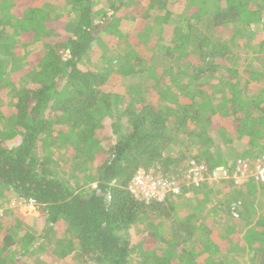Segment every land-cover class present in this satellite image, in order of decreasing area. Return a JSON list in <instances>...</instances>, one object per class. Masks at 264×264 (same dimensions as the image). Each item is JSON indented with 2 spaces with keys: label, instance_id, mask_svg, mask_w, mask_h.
I'll list each match as a JSON object with an SVG mask.
<instances>
[{
  "label": "trees",
  "instance_id": "obj_1",
  "mask_svg": "<svg viewBox=\"0 0 264 264\" xmlns=\"http://www.w3.org/2000/svg\"><path fill=\"white\" fill-rule=\"evenodd\" d=\"M28 1L0 0V264H264V181L186 177L264 154V0ZM139 169L182 193L137 200Z\"/></svg>",
  "mask_w": 264,
  "mask_h": 264
},
{
  "label": "built area",
  "instance_id": "obj_2",
  "mask_svg": "<svg viewBox=\"0 0 264 264\" xmlns=\"http://www.w3.org/2000/svg\"><path fill=\"white\" fill-rule=\"evenodd\" d=\"M186 177L190 178L192 183L203 181L215 184L219 181H226L237 186H241L248 178H253L257 183L263 182L264 154L260 158L242 163L240 166H237L233 161L226 166L212 168L210 171H207L203 165L196 166L191 162V168H189ZM241 179H244V181H240ZM127 190L130 195L145 203L151 201L162 202L168 195L176 196L182 193L181 188L175 185L173 181L161 178L159 175L154 174L153 171L146 172L142 169H139L131 178L127 185ZM9 204L11 208L28 205L26 201L21 199L12 200ZM2 205L0 200V218L3 216L2 214L5 209L4 205Z\"/></svg>",
  "mask_w": 264,
  "mask_h": 264
},
{
  "label": "rangeland",
  "instance_id": "obj_3",
  "mask_svg": "<svg viewBox=\"0 0 264 264\" xmlns=\"http://www.w3.org/2000/svg\"><path fill=\"white\" fill-rule=\"evenodd\" d=\"M102 1L108 2V0H102ZM25 3H27V4H36L37 2H35L34 0H29L28 2H25ZM173 7H174V12H173L174 17L172 18L171 21H177L178 19H180L181 17H183V13L185 11V6L184 5L177 4V5L173 6ZM71 19L73 20V16H72ZM189 25L190 26L192 25V23L189 22V21H188L187 24H184V30L185 31L187 30V26H189ZM168 29H170V28H168ZM254 29H255V31L258 32L257 34H260V40L259 41L263 40L264 33L260 32L261 31V28L260 27H256ZM159 38L161 39L162 42L165 43V42H168L171 39V35H169L168 33H164V34H161ZM253 41H256L257 42V37H256V39H253L252 42ZM260 48L262 49V51H264V47H260ZM16 77H20V75L18 74V75H16ZM124 80H125V82L127 84H129V83H132V82H136L137 81V77H129V78H126ZM181 149L182 150H185V147L182 146ZM236 153H237L236 156H239V152L236 151ZM234 159L235 158H232L231 157L230 162H228V163L233 162L232 160H234ZM240 181L243 182L244 179H241ZM213 185L214 184H210V186H213ZM213 188H214V186L212 187V189ZM8 196H9V194H6L5 193V195H3L2 198L6 199ZM216 196L218 198H220L219 197L220 194H218ZM222 199H224V198L222 197ZM2 204H5V203H2ZM262 207H264V206H262ZM8 216L10 217L9 218V223H11L12 222V216L15 217V220L18 221L19 218H20L19 216H22L24 218H28V217H38L39 216V212L37 211V209L34 206H32L30 204V205H26V206H23V207L18 206V208L16 207V208L12 209L9 212V215ZM21 232H23V231L20 230V233ZM53 251H54V249L52 248L51 256L50 257L47 256V255H45V256L42 255L44 258L43 257H40V258L38 257L36 260H32L30 262V264H52V263L53 264H64V262L66 261V259L64 260L65 257L62 258V256H61V258H59V260H54L53 256L57 257L58 254H57V252L54 253ZM59 253H60V250H59ZM67 260H69V259H67Z\"/></svg>",
  "mask_w": 264,
  "mask_h": 264
},
{
  "label": "crops",
  "instance_id": "obj_4",
  "mask_svg": "<svg viewBox=\"0 0 264 264\" xmlns=\"http://www.w3.org/2000/svg\"><path fill=\"white\" fill-rule=\"evenodd\" d=\"M232 161H234V160H232ZM229 162H230V160H229ZM254 185H255V188L258 187V190L253 192V193H249L247 198L255 203L256 213L258 215L264 216V207H262V206H264V191H263L264 187H262L256 183ZM245 230H244V232H245Z\"/></svg>",
  "mask_w": 264,
  "mask_h": 264
}]
</instances>
